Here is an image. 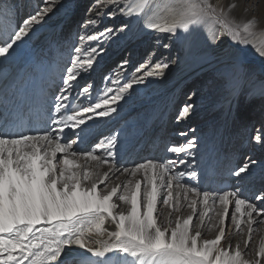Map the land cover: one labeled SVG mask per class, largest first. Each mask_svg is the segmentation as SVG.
Wrapping results in <instances>:
<instances>
[{"label":"snow or ice","instance_id":"obj_1","mask_svg":"<svg viewBox=\"0 0 264 264\" xmlns=\"http://www.w3.org/2000/svg\"><path fill=\"white\" fill-rule=\"evenodd\" d=\"M63 8L62 0H38L21 15L14 0L0 2V66L27 49ZM168 10L171 19L161 25L143 6L93 0L86 17L77 22L79 45L73 46L75 56L56 93L37 97L25 92L16 103L10 104L7 96L0 102V264H264V240L258 248L249 243L254 225L264 224V183L254 190L248 187L256 168L264 169V161L247 157L229 169L234 183L213 188L202 166L199 138L179 132L186 139L166 148L171 156L118 165L123 130L99 129L105 120L119 115L121 102L127 103L136 86L146 85L148 77L162 78L174 62L162 58L163 63L157 61L153 70H146L145 59L129 71L130 60L122 58L115 68H104L97 82L91 74L101 68L111 45L133 33L134 21L116 26L106 24V19L143 12L146 28L176 38L178 30L190 33L201 25H219L213 36L227 33L234 43H252L264 56V44L248 38L252 22L244 25L247 35L242 36L219 4L172 0ZM243 52L241 48L234 53L233 61H239ZM35 104L46 116L44 127L16 131L22 126L18 113ZM193 108L192 103L184 104L177 121ZM256 140L264 142V135L257 134ZM97 149L103 150L105 163L112 162L106 171H99ZM58 153H63L60 160ZM81 157L85 162L78 164ZM88 161L96 164L90 169ZM182 199L191 210L186 218L159 219L158 204L178 212ZM106 222L114 230L105 228ZM93 229L107 237L96 239L95 247L87 242L92 237H86ZM202 230L214 231V238H206Z\"/></svg>","mask_w":264,"mask_h":264},{"label":"bare ground","instance_id":"obj_2","mask_svg":"<svg viewBox=\"0 0 264 264\" xmlns=\"http://www.w3.org/2000/svg\"><path fill=\"white\" fill-rule=\"evenodd\" d=\"M8 2L12 3L13 0ZM14 2L23 15L30 7H34L38 0ZM62 2L65 8L56 12L49 25L37 32L28 48L6 62V66H0V102L4 101L5 96L12 104L21 99L19 95L21 93L26 92L28 96L39 97L44 94L50 96L58 90L60 77L62 74L66 75V68L71 66L70 59L75 56L73 46L79 45L80 33L77 22L86 17L87 9L93 0ZM210 2L223 6L229 22L237 27L242 36L247 35L244 32V25L251 21L248 29L251 35L248 38L257 45L264 44V0H210ZM170 3L172 0H147V3L145 0H121V6L131 5L132 8L143 6L148 16L161 25L171 19L172 14L168 10ZM107 10L110 11L111 8ZM129 20L134 21L133 33L129 39L111 45L108 55L101 61V68L91 74L97 82L100 81V73L104 68L108 66L115 68L116 63L122 58L130 60L129 71L133 70V65L139 66L137 62L142 63L145 59L149 61L146 70H153L157 61L163 63L162 58L174 62L164 70L162 78L148 77L146 85L136 86L135 93L127 103L121 102L123 107L119 115L114 114L111 120H105L99 126L105 133L114 129L123 130L120 137L123 152L116 158V164L131 165L145 161L148 157L156 160L165 159L172 155L166 152L170 144L183 143L186 139L177 133L187 132L188 138L192 136L199 138V150L202 166L207 170V182L211 181L213 188L230 186L234 180L228 171L240 164L236 158L239 149H244L249 139L248 124L252 120V114L264 104L262 86L264 56L256 51L252 43L248 45L234 43L227 33H217L213 36L219 25H201L190 33L178 30L176 38L171 34L146 28L147 17L143 12L139 15L133 13L131 18L118 17L115 21L106 19L105 23L119 26ZM139 20L140 22L143 20L140 27ZM213 40L215 42H212ZM164 44H169L170 47L165 49ZM130 47V54L126 56L125 51ZM241 48L244 49L241 59L233 61V54ZM149 49L155 52L154 56L148 55ZM191 56L194 57V61L189 62ZM231 71L239 72V83L247 87L251 94L234 95L230 89L227 90L224 73L230 74ZM254 88L255 93L252 92ZM14 93L17 94L15 97ZM186 103H192L194 108L186 118L177 121L178 113ZM213 115L214 117L210 118ZM44 119L46 116L39 104L32 105L30 111L22 108L17 115V121L22 126L16 131L42 128ZM62 155L63 153H58L57 158L61 159ZM94 155L101 157L99 171H106L112 162H104L102 149H97ZM217 157L219 160L214 164ZM256 160L264 161V153ZM76 162L82 164L85 161L81 157ZM87 163L91 169L96 161ZM262 183L264 169L258 167L254 176L249 179L248 187L254 190ZM181 204L183 206L178 212L173 207L158 204L159 219L170 218L175 221L176 217H180L181 220L186 218L191 210L183 199ZM257 226L254 225V228ZM104 227L109 231L114 230V225L108 222ZM202 234L206 238L215 236L214 231L202 230ZM87 236L92 237L87 242L94 247L99 246L94 243L96 239H107L106 236H98L95 229L91 233L86 232ZM232 239L235 244L237 237ZM261 240H264V229L261 234L254 229L250 246L258 248Z\"/></svg>","mask_w":264,"mask_h":264},{"label":"rangeland","instance_id":"obj_3","mask_svg":"<svg viewBox=\"0 0 264 264\" xmlns=\"http://www.w3.org/2000/svg\"><path fill=\"white\" fill-rule=\"evenodd\" d=\"M142 24H143V20H141V22L139 20V27ZM130 49H131V47L125 51L126 56L128 54H130L129 53ZM151 52H152L151 49H149V51H147L148 54ZM191 61H194L193 56H191V58H189V62H191ZM189 62H187V63H189ZM224 74H225L224 81H225L226 86L228 87V89H227L228 91L230 89V92L234 93V95H236V94L242 95V93L243 94H247V93L251 94V92L248 90L247 87H245L243 84L239 83V76H240L239 72L231 71L230 74H228V72H226ZM227 74H228V76H226ZM253 90H252V92L255 93L256 89L254 88ZM212 117H214V115L211 116L210 118H212ZM248 125L249 126L247 128H249L248 131L250 132V136H249L248 141L246 142L247 144H246L245 148L239 149V151L237 153L236 159H237L238 163H241L247 157H252L253 159H256L258 156H260L261 154L264 153V142H257V140H256L257 134L264 135V104L261 108H259V109L257 108L256 112L252 114V120L249 122ZM214 137H216V136H214ZM58 160H60V159H58ZM218 160H219V158L216 159V161H214V164H216V162ZM208 183L212 186L211 181H209ZM233 183H234V181H233ZM254 229L257 233L261 234L262 230L264 229V224H260ZM228 231H229V228L226 227V235L228 234Z\"/></svg>","mask_w":264,"mask_h":264}]
</instances>
